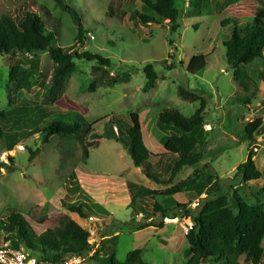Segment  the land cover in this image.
<instances>
[{
	"label": "rangeland",
	"instance_id": "1",
	"mask_svg": "<svg viewBox=\"0 0 264 264\" xmlns=\"http://www.w3.org/2000/svg\"><path fill=\"white\" fill-rule=\"evenodd\" d=\"M63 1L79 13L81 25L87 33L84 46L76 42L79 23L58 5L57 0H0V15L8 14L20 21L28 4L31 11L39 13L46 21L47 30H54L58 47L80 54L99 55L112 61V66L76 59V72L64 84L63 96L54 105L46 106L45 87L50 84L55 69L49 55H42V83L32 93L16 91L9 83L10 68L16 58L0 55V112L6 113L3 120L0 118V125H9L5 127L11 129L12 135H21V132L41 129L54 120L75 122L77 115H81L85 123L93 125L94 133L87 136L84 144L73 143L67 149L71 151L74 146L80 152L77 160L81 163L75 171L77 160L73 162L71 158V163H64L65 156L61 155L63 139L58 136L51 138L46 145L40 134L26 136L8 153V143L0 142V162L3 164L0 220H7L9 213L17 212L37 236H42L49 229L62 228L73 217L68 207L84 203L79 194H67L66 188L71 185L68 176L75 172L77 180L86 173L105 179L106 191H99L91 197L94 201L104 197L109 203L103 207L105 212L96 208L97 205L91 211L90 216H99L101 220L92 232L95 236L90 238V243L94 250L88 254L86 264H107L105 260L112 250H116L117 259L122 262L130 252L142 250L148 264H188L191 255L185 228L190 223L185 215H180V222L176 224H165L163 220L156 229L137 230L123 225L132 219L148 223L157 216L152 212L155 205L152 199L144 206L147 210L145 215L123 204L126 197L130 198V193L127 186H120V178L139 183L145 175L136 171L124 144L117 142L126 134L112 121L114 117L129 121L131 113L138 114L146 145L157 154L163 149L160 140L164 137L157 126L160 114L175 110L186 117L193 116L201 108V103L182 99L179 88L201 93L207 101L205 131L208 139L201 162L195 168H186L170 185L155 183V191L176 187L198 168L211 163L219 180L210 187L209 193L226 195L230 202L237 194L248 205L256 206V195L264 190V63L256 60L249 66L252 79L249 91L238 86L233 71L227 65L224 47L234 27L232 23H222L231 18L242 24L264 15V0H202L206 6L201 17L196 19L192 16L193 7H190L194 0H177L182 13V27L177 33L170 31L167 22L143 26L140 19L131 18L130 13L135 10L146 13L140 0ZM222 3L231 6L224 8ZM260 18L264 19V16ZM200 54L208 57L206 70L198 76L189 75L187 67L190 60ZM148 65L154 67L159 79L153 89L145 92L147 78L144 69ZM94 80L100 84L90 92ZM244 98L250 100L249 104L238 103ZM256 120H262L263 124L257 133L256 143L251 144L246 139L245 129ZM13 122L21 126L16 128ZM87 145L89 158L82 154ZM36 151L39 154L31 162L30 158ZM250 153L255 154L254 161L262 178L245 187L235 174L236 168L246 162ZM158 159L151 157L153 166L148 167L149 172L166 182L172 166L165 164L164 160L173 165L178 156L163 158L160 162ZM112 183L117 184L113 189ZM95 187L101 190L99 186ZM176 200L191 208L200 201L194 194H180ZM261 201L264 202V197ZM164 203L169 202L165 200ZM167 206L173 208L170 204ZM83 220L79 225L91 235L93 226L87 227ZM5 238L0 221V242ZM113 242L117 243L116 247H113ZM262 247L264 250V241ZM238 263L250 264L243 257Z\"/></svg>",
	"mask_w": 264,
	"mask_h": 264
},
{
	"label": "trees",
	"instance_id": "2",
	"mask_svg": "<svg viewBox=\"0 0 264 264\" xmlns=\"http://www.w3.org/2000/svg\"><path fill=\"white\" fill-rule=\"evenodd\" d=\"M140 1L146 13L141 14L135 10L130 13L131 18L140 19L143 26L167 22L172 33L180 31L182 13L177 0ZM57 3L64 11L71 13L79 23L76 42L84 46L87 33L81 25L79 13L66 5L63 0H57ZM205 6L202 0H194L190 4V7H193L192 16L195 19L200 18ZM222 6L228 8L231 5L222 3ZM260 17L250 19L242 24L238 23V19L231 18L222 23V25L233 24L231 38L224 43L226 62L233 71L234 81L246 91H249V83L252 82L249 66L256 60H262L264 63V19ZM53 31L47 30L46 21L39 13L31 11L28 4L25 16L20 21L8 14L0 15V55L16 58V62L11 65L9 74V83L15 87L16 91L32 93L42 83L43 54L47 53L55 64L53 78L50 84L45 87L44 104L46 106L54 105L63 96L64 84L76 72V59L97 62L107 67L112 66V61L99 55L88 52L80 54L58 47L57 36ZM207 58L201 54L194 56L188 64L187 73L192 76L202 74L207 68ZM144 73L147 78L144 91L149 92L155 87L159 75L152 65L145 67ZM97 84L100 82L94 80L90 92L96 89ZM179 95L185 101L200 102L201 108L191 117H186L175 110H166L158 118L157 126L164 133V137L161 138L163 148L167 154L178 156V161L174 165L175 167H172L170 178L166 182L160 181L159 176L153 175L152 171L149 172L148 167L151 166L150 160L153 154L145 144L139 115L131 113L129 121L116 117L112 121L114 126L118 125L126 134L125 137L118 138L117 142L124 144L134 166L141 168L147 178L162 185L172 184L186 168L198 166L204 150L208 146L207 132L205 131V108L207 105L205 97L199 92L183 87L179 88ZM249 102L250 100L246 98L238 101L244 105ZM12 112L16 113V110H12ZM5 115L6 113L0 112L1 120L5 118ZM76 119L71 123L54 120L41 129L40 127L35 129V133H33L34 131L24 134L21 132V135H12L11 129L5 127L9 125H0V142L8 143L6 150L12 152L26 136L40 134L44 145L49 144L51 138L58 136L63 139L61 155L65 156L64 163H71V158H73V162H76L80 152L78 153L74 146L71 151L67 149L73 143L84 144L87 136L94 133L93 125L85 123L81 115H77ZM262 124V120H256L246 127V139L251 144L256 143V136ZM13 125L16 128L21 126L15 122ZM87 147H84L82 152L83 155L85 154V158H89V147ZM38 154V151L33 153L30 161L33 162ZM254 157L255 154L250 153L246 162L236 168L235 175L240 177L241 184L245 187L262 178V173L258 170ZM10 161L14 162V159L10 158ZM80 163L81 161L77 160L74 171ZM2 165L0 162V176ZM68 178L72 184L67 189L68 195L79 194L84 202L78 206L70 205L68 209L81 219H86L96 205L91 204L89 196L81 188L75 187V182H73L76 180L75 172H72ZM218 178L212 164L206 163L188 178L178 183L176 187L166 191H151L137 184L129 183L128 190L132 200L130 208L145 215L147 210L144 209V206L148 200L152 199L155 202L152 212L157 216V219L148 223L132 219L123 225L126 224L127 227L137 230L159 228L166 217L175 218L185 215L194 224L186 236L189 244L188 253L191 255L188 264H239L242 257L247 263L263 264L264 202L262 203L261 198L264 197V190H260L256 195V206L248 205L237 194L230 202L226 195L209 193L210 187L218 182ZM180 194H194L200 201L195 208H191V206L178 203L175 200V197ZM203 196L205 198H202ZM165 200L169 203H164ZM169 204L173 208L168 207ZM0 221L1 230L6 234L5 241L10 242L11 248L22 250L21 247H24L32 257H38L40 264L60 263L65 257L86 256L93 250V245L90 243L91 235L75 221H68L62 228L49 229L42 236H37L30 224L17 212L9 213L7 220L1 219ZM113 243V247H116L117 243ZM105 262L107 264H148L144 260L142 250L130 252L124 262L119 261L116 250H112Z\"/></svg>",
	"mask_w": 264,
	"mask_h": 264
},
{
	"label": "crops",
	"instance_id": "3",
	"mask_svg": "<svg viewBox=\"0 0 264 264\" xmlns=\"http://www.w3.org/2000/svg\"><path fill=\"white\" fill-rule=\"evenodd\" d=\"M141 126H142V123H141ZM142 131H143V127H142ZM145 134H144V131H143V136H144ZM145 138H146V136H145ZM145 138H144V141H145ZM160 143H161V140H160ZM145 144H146V142H145ZM147 146V145H146ZM148 147V146H147ZM152 152V151H151ZM152 154H153V156L155 157V158H159L158 160H159V162L161 161V159H169L170 157H176V156H173V155H169V154H167L166 153V151H165V149L163 148L162 149V151H161V149H160V151L159 152H157V154H154L153 152H152ZM161 157V158H160ZM177 161H178V159H177ZM177 161H175V164H176V162ZM164 162H165V164H169V166H172V167H175L174 165L175 164H173V165H170V164H172L171 162H169V163H167L165 160H164ZM150 164H151V166H153L152 165V163H151V160H150ZM79 166H80V164H79ZM78 166V167H79ZM77 167V168H78ZM137 170V172L139 173V174H141V175H143L144 176V173H143V170L141 169V168H137V167H135ZM77 172V171H76ZM159 176V175H158ZM77 177H78V174H77ZM120 186H122V185H125V186H127V190H128V184L129 183H134V184H137V185H139V186H142V187H145V188H147V189H149V190H151V191H155V183L156 182H154L153 180H151V179H149V178H147L146 176L144 177V180L143 181H141V182H139V183H136V182H131V181H129L127 178H120ZM159 180H161L160 179V177H159ZM73 182H75L76 184H75V187H78L79 186V188H81L88 196H89V200H90V202H94V204L95 205H97L96 206V208H99V210H101V212L103 211V212H105L104 210H103V207H105V206H107L109 203L107 202L106 203V200H105V198L104 197H101V199L100 200H96V201H94V199L91 197V195H97L98 193H99V191H101L102 193H104L105 191H106V189H107V185H106V181H105V179L104 178H100V179H98V178H95V177H93L92 175H90V174H86V173H82V175H81V177L79 178L78 177V179L77 180H73ZM123 183V184H122ZM102 184V185H101ZM72 185V184H71ZM71 185L70 186H68L67 188H66V191H67V189L69 188V187H71ZM117 184H115V183H112V185H111V189H113V187L114 186H116ZM95 186H99L100 188H101V190H98V188L97 187H95ZM120 188V187H119ZM124 191V190H123ZM68 192V191H67ZM128 193H129V190H128ZM68 194V193H67ZM130 195V194H129ZM99 197V196H98ZM177 197V196H176ZM176 197H175V200H176ZM100 198V197H99ZM130 200V201H129ZM177 201V200H176ZM130 203H131V195H130V198L129 197H126V200H125V202H123V204H124V206H126L127 208H129L130 207ZM104 204V205H103ZM123 204H121V206H123ZM103 205V206H102ZM195 205V204H194ZM194 205H192V206H194ZM70 214H72V220H70V221H75L76 223H78V224H80V222H81V218L77 215V214H74V213H71L70 212ZM92 216H94V217H99V216H95V215H92ZM84 222H86V219H84L83 220ZM86 226L87 227H90V225L86 222ZM124 226H126V224L124 225ZM97 227V224L96 225H93V228L92 229H90L91 230V239H93V237L95 236V233L93 234L92 232H93V230L95 229ZM156 229V228H155ZM96 238H98V235L96 236ZM95 243V242H94ZM94 250V249H93ZM92 250V251H93ZM91 255H92V253H91Z\"/></svg>",
	"mask_w": 264,
	"mask_h": 264
},
{
	"label": "built area",
	"instance_id": "4",
	"mask_svg": "<svg viewBox=\"0 0 264 264\" xmlns=\"http://www.w3.org/2000/svg\"><path fill=\"white\" fill-rule=\"evenodd\" d=\"M3 156H6V153H4ZM196 206L193 207L195 208ZM179 217H175V218L166 217L163 223L165 224L179 223L180 222ZM100 220L101 218L99 217L90 216L86 219V222L90 226H93L96 225V223H98ZM188 222L190 223V225L187 228H185L186 235L190 232V230L194 226L193 222L190 219L188 220ZM11 247H12L11 244L6 241L0 242V264H40L38 257L37 258L32 257L31 254H29L24 250H16ZM89 256L90 255H86V256L74 255L70 257H65V259L62 262L56 264H86L87 257Z\"/></svg>",
	"mask_w": 264,
	"mask_h": 264
},
{
	"label": "clouds",
	"instance_id": "5",
	"mask_svg": "<svg viewBox=\"0 0 264 264\" xmlns=\"http://www.w3.org/2000/svg\"><path fill=\"white\" fill-rule=\"evenodd\" d=\"M7 153H8V152H7ZM7 153H6V154H7Z\"/></svg>",
	"mask_w": 264,
	"mask_h": 264
}]
</instances>
